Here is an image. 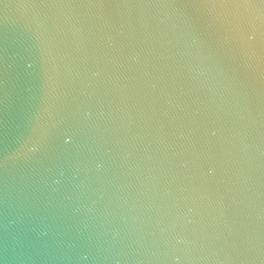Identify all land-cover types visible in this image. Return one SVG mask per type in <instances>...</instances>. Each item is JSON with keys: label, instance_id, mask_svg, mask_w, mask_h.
Returning <instances> with one entry per match:
<instances>
[{"label": "water", "instance_id": "1", "mask_svg": "<svg viewBox=\"0 0 264 264\" xmlns=\"http://www.w3.org/2000/svg\"><path fill=\"white\" fill-rule=\"evenodd\" d=\"M0 264H264V0H0Z\"/></svg>", "mask_w": 264, "mask_h": 264}]
</instances>
